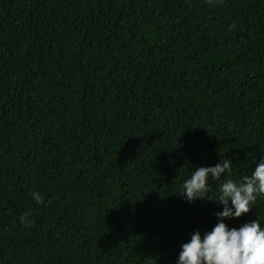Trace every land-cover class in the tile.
<instances>
[{
    "label": "trees",
    "instance_id": "trees-1",
    "mask_svg": "<svg viewBox=\"0 0 264 264\" xmlns=\"http://www.w3.org/2000/svg\"><path fill=\"white\" fill-rule=\"evenodd\" d=\"M261 156L264 0H0V264H175Z\"/></svg>",
    "mask_w": 264,
    "mask_h": 264
},
{
    "label": "clouds",
    "instance_id": "clouds-1",
    "mask_svg": "<svg viewBox=\"0 0 264 264\" xmlns=\"http://www.w3.org/2000/svg\"><path fill=\"white\" fill-rule=\"evenodd\" d=\"M231 163L223 159L213 166L194 167L177 194L187 202L202 198L209 178L217 182L225 173L230 176ZM258 195L264 196V156L250 175L237 180L226 177L219 183L215 199H210L222 206L214 213L216 223L203 234L193 231L179 246L175 264H264V226L257 219L232 228L224 222L248 213ZM31 197L37 204L43 200L36 191H32ZM28 215L20 217L22 224Z\"/></svg>",
    "mask_w": 264,
    "mask_h": 264
}]
</instances>
